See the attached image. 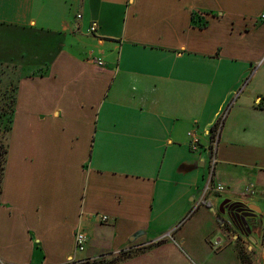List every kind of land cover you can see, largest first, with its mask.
<instances>
[{
	"label": "crops",
	"instance_id": "obj_1",
	"mask_svg": "<svg viewBox=\"0 0 264 264\" xmlns=\"http://www.w3.org/2000/svg\"><path fill=\"white\" fill-rule=\"evenodd\" d=\"M263 12L264 0H0L15 109L0 262L77 264L166 237L128 261L160 264L195 206L234 236L215 203L229 219L224 202L264 205ZM225 112L212 180L226 191L205 192Z\"/></svg>",
	"mask_w": 264,
	"mask_h": 264
},
{
	"label": "rangeland",
	"instance_id": "obj_2",
	"mask_svg": "<svg viewBox=\"0 0 264 264\" xmlns=\"http://www.w3.org/2000/svg\"><path fill=\"white\" fill-rule=\"evenodd\" d=\"M10 85V88L7 85L3 88L0 87V108H5L13 99L14 86ZM5 132V127L0 128V188L4 158L2 152L7 136ZM222 186L225 187L226 191V186ZM241 203L254 204L261 210L256 218L249 221L250 232L255 242L245 240V238L237 239V229L230 220L231 218L229 219L227 215L220 213L221 202L218 201V204L215 203L216 211L225 219V224L234 229L236 232L234 236L220 230V226L211 214L213 212L207 210L206 206L200 208L195 206L192 212L181 222L184 223V226L174 236V240L166 239L167 241L163 244L165 246L163 250L168 252L167 256L157 255L155 260L160 264H259L262 256L261 245L264 243V205L246 200L241 201ZM168 242L172 245H169ZM155 245L154 243L129 253L118 252L113 255L98 257L90 264L101 260H106V264H128L129 259L148 252ZM0 264H9V262L2 260Z\"/></svg>",
	"mask_w": 264,
	"mask_h": 264
},
{
	"label": "built area",
	"instance_id": "obj_3",
	"mask_svg": "<svg viewBox=\"0 0 264 264\" xmlns=\"http://www.w3.org/2000/svg\"><path fill=\"white\" fill-rule=\"evenodd\" d=\"M77 18H81V15L80 14L77 15ZM259 20L264 22V12L259 15ZM97 28H98L97 22L93 21L91 23L89 31L91 33H95L97 31ZM99 64H102V62H99ZM226 115H227V112H225L223 114V116H221V118L219 119L217 124H215V126L213 127V130H212V144L210 147V163H209V174H208L209 180L207 182L205 192H208L210 190H214L218 193L225 191L224 186H222V185L215 186L212 179H213V175L215 173L216 165L218 163L217 147H218V141H219L223 121H224ZM188 135L190 138L191 148L193 150H197L199 147V139H198L197 135L194 132H189ZM243 194H246V193L244 192ZM94 217L101 220V221H106L108 219L106 215L95 214ZM170 235H171V233L169 234V236ZM164 238H166V237H161L155 241H152V242H149L146 244H141V245H136V246H128V247L124 248L123 250H121L120 253L132 252L133 250L140 249L142 247H145V246H148V245H151L154 243H158L161 240H163ZM74 241H75L76 251H78V252L84 251V249L86 247V242H87V235L81 228H78L76 230ZM261 246H262V256H261L259 264H264V243H262ZM94 260L95 259L82 260V261L78 262L77 264H90V263H93Z\"/></svg>",
	"mask_w": 264,
	"mask_h": 264
},
{
	"label": "flooded vegetation",
	"instance_id": "obj_4",
	"mask_svg": "<svg viewBox=\"0 0 264 264\" xmlns=\"http://www.w3.org/2000/svg\"><path fill=\"white\" fill-rule=\"evenodd\" d=\"M225 207V212L229 214L234 226L237 229L238 237L237 239L245 238V240L255 242L253 239L249 221L257 217V213L255 211L246 210V206L244 207H235L232 204H228ZM253 212V213H251ZM255 214V215H248Z\"/></svg>",
	"mask_w": 264,
	"mask_h": 264
},
{
	"label": "trees",
	"instance_id": "obj_5",
	"mask_svg": "<svg viewBox=\"0 0 264 264\" xmlns=\"http://www.w3.org/2000/svg\"><path fill=\"white\" fill-rule=\"evenodd\" d=\"M14 97L13 99L6 105V107L4 108H0V128L5 127L6 129V142H5V147H3V152L2 154H4V158H3V163H2V171H1V182H2V177L4 174V170H5V166H6V160H7V152H8V135L11 131L12 128V121H13V116H14ZM1 191V188H0ZM235 207H244L246 206L243 203H233L232 204ZM219 223L221 224V226H225V224L223 223L222 220L219 219ZM225 228V227H224ZM104 257V256H101ZM106 261V260H105ZM104 260L95 262L94 264H106Z\"/></svg>",
	"mask_w": 264,
	"mask_h": 264
},
{
	"label": "water",
	"instance_id": "obj_6",
	"mask_svg": "<svg viewBox=\"0 0 264 264\" xmlns=\"http://www.w3.org/2000/svg\"><path fill=\"white\" fill-rule=\"evenodd\" d=\"M226 205H228L227 202H224V203L222 204V212H225V207H224V206H226ZM245 208H246V210L255 211L257 214L261 212L260 208L257 207V206H255L254 204L246 205ZM251 213H253V212H251ZM248 215H255V214H248ZM136 237H137V236H134V237L132 238V240H134Z\"/></svg>",
	"mask_w": 264,
	"mask_h": 264
}]
</instances>
